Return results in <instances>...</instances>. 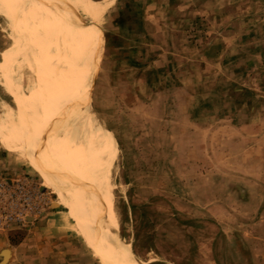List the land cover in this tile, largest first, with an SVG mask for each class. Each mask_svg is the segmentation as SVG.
Instances as JSON below:
<instances>
[{
  "label": "rangeland",
  "instance_id": "obj_1",
  "mask_svg": "<svg viewBox=\"0 0 264 264\" xmlns=\"http://www.w3.org/2000/svg\"><path fill=\"white\" fill-rule=\"evenodd\" d=\"M18 2L0 0V28L7 35L1 46L16 43L6 23L13 22L11 9L24 14ZM49 3L69 90L111 132L118 148L111 182L119 248L136 264H264V0ZM1 54L0 82L15 110L8 106L0 116V135L11 154L0 161V179L2 162L15 165L16 176L27 174L25 168L45 188L46 203L39 214L0 226V264H10L11 248L18 253L12 264L30 261L28 252L33 255L40 243L32 234L36 230L73 242L84 264H115L74 227L56 192L72 187L70 175L34 132L19 104L21 93L29 96L46 140L64 151L71 146L75 157L76 139L90 149L78 175L85 194L104 188L88 180V167L97 174L105 164L101 152L91 151L99 149L94 136L78 123L69 133L51 120L38 101L41 79L23 48L10 45ZM23 63L32 77L26 92L27 76L16 71ZM11 144L36 154L40 168ZM55 206L61 209L56 226L72 230L90 249L40 218Z\"/></svg>",
  "mask_w": 264,
  "mask_h": 264
},
{
  "label": "bare ground",
  "instance_id": "obj_2",
  "mask_svg": "<svg viewBox=\"0 0 264 264\" xmlns=\"http://www.w3.org/2000/svg\"><path fill=\"white\" fill-rule=\"evenodd\" d=\"M18 3L24 14L19 15L11 9L13 22L8 24V28L16 40V43L12 42L11 46L16 44L30 55V62L41 79L42 88L37 95L39 104L48 108L51 120L60 123L69 133H74L76 123L91 133L100 149L99 151L92 147V153L101 152L105 160L104 166L97 174L88 167L89 183L93 186L96 181H99L104 184L103 190L97 194L92 189L85 194L78 187V175L90 149L82 138L76 139L80 155L75 157L71 146L69 150L64 151L48 139L46 140V132L34 115L29 96L21 93L19 104L32 123L34 132L46 149L56 151V161L64 172L70 175L73 183L71 188L65 190L57 188L56 192L61 197V203L68 209L74 221V227L86 237L101 257L107 254L113 257L115 264H136L125 251L119 248V213L116 207L114 185L111 182V169L114 167L118 152L115 139L91 111L76 103L69 90L59 57L58 29L47 0H19ZM37 10L42 13L41 17L38 16ZM56 106H59V111L55 110ZM11 146L27 155L24 157L27 162H31L37 169L40 168L42 164L36 154L12 144ZM62 215L65 217V212Z\"/></svg>",
  "mask_w": 264,
  "mask_h": 264
},
{
  "label": "crops",
  "instance_id": "obj_3",
  "mask_svg": "<svg viewBox=\"0 0 264 264\" xmlns=\"http://www.w3.org/2000/svg\"><path fill=\"white\" fill-rule=\"evenodd\" d=\"M48 3H49V0H48ZM49 6H50V3H49ZM50 9L52 10L51 6H50ZM52 12H53V10H52ZM53 14H54V12H53ZM79 15L81 16V18L83 19L84 22L89 21V19L84 17L82 14H79ZM54 16H55V14H54ZM55 18H56V16H55ZM6 24L8 26V20H7ZM99 27L102 30L100 24H99ZM4 31H5L4 28H0V41L2 40L3 43H5V37L7 36V35H5ZM104 41H105V36L103 34V42L102 43H104ZM10 45L9 46H1L0 45V60L2 57V54H1L2 51L6 48H9ZM21 57L22 56H20V58ZM16 67H18L16 69L17 72H20L22 74V76L23 75L27 76L26 77V79H27L26 84L24 83L22 85L23 90L26 92L28 90L29 84L31 83V80H32L31 70L27 67V65L25 63L21 64L20 66H16ZM27 74H29V75H27ZM0 106L2 107V111H0V116L5 114L8 106L10 108H12L13 110H15V103H14L13 97L5 90V88L1 82H0ZM0 139L2 140V141L0 140V144L4 147V148L0 147V161H2L3 159H6V156H10L11 154H10V151H9V153L6 152V149H8V148L5 146V143H7L8 139L2 137L1 135H0ZM2 163H3L2 167H4L1 171L3 176L9 177V178L15 177L16 175L12 173L13 172L12 170L15 168V165L13 166L14 168H12V166H10L9 164H6V161L2 162ZM10 163H12V162H10ZM6 165H9V167ZM5 168H8L9 170H6ZM20 168H22V167H20ZM22 171H23V173H27V174L29 173V172H27V170H25V168L24 169L22 168ZM21 175H23V174H21ZM28 175L31 176V174H28ZM41 188H43V190L45 189L42 186H41ZM58 210H61V209H59L58 206H55L50 211L41 214L40 218H45V220L47 221V225L50 226V228H53L54 231H56V232L60 233V232L65 230V232H70L73 234L72 230H70L69 228L60 229L59 227L56 226L55 214ZM32 234L34 236H36L35 239L38 238V240H40V243H36V245L34 246V252H33L34 254L33 255H31L32 252H28V251H32L31 247L29 249L27 247L25 248L26 252L29 253L27 257L30 258L33 256V258L30 261L25 260L24 262H22V264H84L83 263L84 258H82V256H80V254L77 255L76 254L78 252L77 249L72 247L73 242H69V241H67V239L65 241H61V240L56 241L55 237H53L54 236L53 234L52 235L50 234V236H49L46 233H43L42 231H39V230L33 231ZM73 235H74V237L76 236L78 238L77 235H75V234H73ZM67 236L68 235H62L60 237H62V238L66 237L67 238ZM43 239H44V242H43ZM80 242H81V240H80ZM26 244L27 243H25V245ZM81 244L83 247L90 249V247L86 246V244H83L82 242H81ZM21 245L22 244L20 243L19 247ZM21 252H22V250H21ZM17 254L18 253H17L16 248L10 249V255H11V262H9L10 264H12L15 261Z\"/></svg>",
  "mask_w": 264,
  "mask_h": 264
},
{
  "label": "built area",
  "instance_id": "obj_4",
  "mask_svg": "<svg viewBox=\"0 0 264 264\" xmlns=\"http://www.w3.org/2000/svg\"><path fill=\"white\" fill-rule=\"evenodd\" d=\"M45 191L33 177L23 174L0 179V226L39 214L46 203Z\"/></svg>",
  "mask_w": 264,
  "mask_h": 264
}]
</instances>
